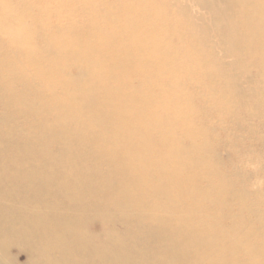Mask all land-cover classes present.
Listing matches in <instances>:
<instances>
[{
  "label": "bare ground",
  "instance_id": "obj_1",
  "mask_svg": "<svg viewBox=\"0 0 264 264\" xmlns=\"http://www.w3.org/2000/svg\"><path fill=\"white\" fill-rule=\"evenodd\" d=\"M195 1L0 0V264H264L207 116L263 141L264 0Z\"/></svg>",
  "mask_w": 264,
  "mask_h": 264
},
{
  "label": "rangeland",
  "instance_id": "obj_2",
  "mask_svg": "<svg viewBox=\"0 0 264 264\" xmlns=\"http://www.w3.org/2000/svg\"><path fill=\"white\" fill-rule=\"evenodd\" d=\"M180 2L186 7L187 11L189 12L188 14L193 17L194 21L200 17L206 18L209 15L206 7L204 8V6L198 4V2H196L195 0H180ZM210 35H212V33H210ZM218 50L219 49L215 47L214 52H217V57L221 58L222 54L219 52L220 50ZM239 112L240 113L238 115L241 117V121L245 124H251L252 130H254L253 132H255L256 134L258 133L259 137L263 140L262 143L252 146L253 143L251 135H246V133L241 130L240 126H237V129H235L234 127L233 129H229L227 128L228 117H226L223 113L220 114L222 116L219 115L218 117L215 116L214 112H210L207 116H209L214 124H216V128H214L213 131L215 144L213 145L214 147L212 148V150H214L217 163L219 164L221 172L225 175V177L230 174L229 172L232 169L229 165L230 161H232L231 163H233V165L235 164V167H237L238 170H243L245 172V176L235 184L237 188L239 187L241 189H249L248 199H250V201L253 200V203L256 200L253 206L255 207V210L257 209L258 212L262 214V218L264 220V127L262 125H258L256 123V119L248 117L246 111L239 110ZM228 132H231L233 137H237L240 140L238 141L233 139L232 141L236 142V144L229 143L228 140L230 137H228ZM234 152L239 154L240 156H238V159L232 160L230 159V157L231 153ZM246 213L248 214V212ZM252 214H255V211H253ZM252 214L250 217L254 219L256 215L253 216ZM223 220L225 221L226 225L229 224V221L226 217L223 218ZM87 228L92 229V226L90 227L89 225L87 226ZM15 249L11 248V255L15 256L16 260H18L20 263L24 262L25 258L23 254L16 253Z\"/></svg>",
  "mask_w": 264,
  "mask_h": 264
}]
</instances>
